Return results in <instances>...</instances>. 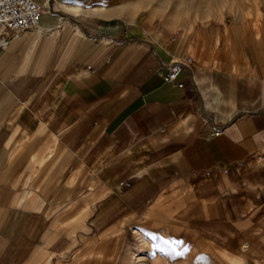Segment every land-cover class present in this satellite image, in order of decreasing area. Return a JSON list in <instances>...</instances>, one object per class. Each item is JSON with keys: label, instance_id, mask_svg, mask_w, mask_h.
Listing matches in <instances>:
<instances>
[{"label": "crops", "instance_id": "obj_1", "mask_svg": "<svg viewBox=\"0 0 264 264\" xmlns=\"http://www.w3.org/2000/svg\"><path fill=\"white\" fill-rule=\"evenodd\" d=\"M36 1L39 27L0 45V264H118L158 208L232 264H264L253 38L171 29L133 0ZM185 57L183 86L167 82Z\"/></svg>", "mask_w": 264, "mask_h": 264}, {"label": "rangeland", "instance_id": "obj_2", "mask_svg": "<svg viewBox=\"0 0 264 264\" xmlns=\"http://www.w3.org/2000/svg\"><path fill=\"white\" fill-rule=\"evenodd\" d=\"M148 21L171 29H196L207 24H234L253 38L255 52L264 63V0H133ZM245 28L247 30H245ZM127 232L118 264H232L233 254L199 241L165 209L158 208L139 218ZM142 249V250H140ZM71 257V252L64 254ZM229 256V257H227ZM53 255H51V259ZM55 261V260H54ZM53 262V260H52ZM50 262L49 264H52ZM179 262V263H178ZM186 262V263H185Z\"/></svg>", "mask_w": 264, "mask_h": 264}, {"label": "built area", "instance_id": "obj_3", "mask_svg": "<svg viewBox=\"0 0 264 264\" xmlns=\"http://www.w3.org/2000/svg\"><path fill=\"white\" fill-rule=\"evenodd\" d=\"M49 8V2L40 4L36 0H0V45L15 34L37 29L41 16ZM192 64V57L168 63L166 81L182 87L183 83L177 82L178 76Z\"/></svg>", "mask_w": 264, "mask_h": 264}, {"label": "bare ground", "instance_id": "obj_4", "mask_svg": "<svg viewBox=\"0 0 264 264\" xmlns=\"http://www.w3.org/2000/svg\"><path fill=\"white\" fill-rule=\"evenodd\" d=\"M228 1V0H227ZM140 250H142V249H140Z\"/></svg>", "mask_w": 264, "mask_h": 264}]
</instances>
